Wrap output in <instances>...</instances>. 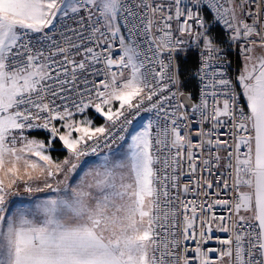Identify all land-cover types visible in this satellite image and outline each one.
<instances>
[{
    "label": "snow or ice",
    "instance_id": "6c2138e0",
    "mask_svg": "<svg viewBox=\"0 0 264 264\" xmlns=\"http://www.w3.org/2000/svg\"><path fill=\"white\" fill-rule=\"evenodd\" d=\"M0 264H264V0H0Z\"/></svg>",
    "mask_w": 264,
    "mask_h": 264
},
{
    "label": "built area",
    "instance_id": "2783aa9c",
    "mask_svg": "<svg viewBox=\"0 0 264 264\" xmlns=\"http://www.w3.org/2000/svg\"><path fill=\"white\" fill-rule=\"evenodd\" d=\"M147 118H148V114H144V117H142V119H145L146 121H147ZM189 243H190V246H191L192 242H189Z\"/></svg>",
    "mask_w": 264,
    "mask_h": 264
},
{
    "label": "rangeland",
    "instance_id": "374dc122",
    "mask_svg": "<svg viewBox=\"0 0 264 264\" xmlns=\"http://www.w3.org/2000/svg\"><path fill=\"white\" fill-rule=\"evenodd\" d=\"M143 121L145 122L146 120L145 119H143ZM134 123H136V122H134ZM146 123V122H145ZM40 138H43V137H40ZM86 159H91V158H86Z\"/></svg>",
    "mask_w": 264,
    "mask_h": 264
},
{
    "label": "crops",
    "instance_id": "0c3cea01",
    "mask_svg": "<svg viewBox=\"0 0 264 264\" xmlns=\"http://www.w3.org/2000/svg\"><path fill=\"white\" fill-rule=\"evenodd\" d=\"M79 171V170H78Z\"/></svg>",
    "mask_w": 264,
    "mask_h": 264
}]
</instances>
